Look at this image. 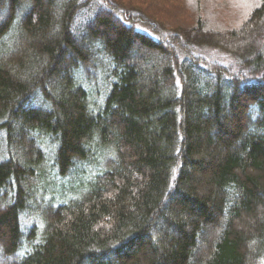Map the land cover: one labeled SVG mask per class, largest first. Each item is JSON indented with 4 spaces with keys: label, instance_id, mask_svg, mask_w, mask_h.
<instances>
[{
    "label": "trees",
    "instance_id": "1",
    "mask_svg": "<svg viewBox=\"0 0 264 264\" xmlns=\"http://www.w3.org/2000/svg\"><path fill=\"white\" fill-rule=\"evenodd\" d=\"M140 4L0 0V264H264V0Z\"/></svg>",
    "mask_w": 264,
    "mask_h": 264
},
{
    "label": "rangeland",
    "instance_id": "2",
    "mask_svg": "<svg viewBox=\"0 0 264 264\" xmlns=\"http://www.w3.org/2000/svg\"><path fill=\"white\" fill-rule=\"evenodd\" d=\"M129 1L141 3L139 7L142 10L154 18L158 16L156 20L167 26L191 25V19H195L192 16L200 12L210 27L227 28L237 26L259 0H185V3L182 0L171 3L165 0H158L156 3H150L153 0Z\"/></svg>",
    "mask_w": 264,
    "mask_h": 264
}]
</instances>
